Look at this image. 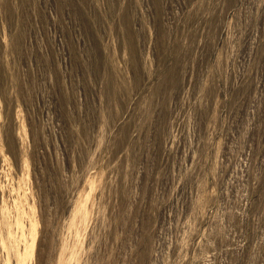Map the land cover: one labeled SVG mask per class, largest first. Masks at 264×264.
<instances>
[{"label":"rangeland","instance_id":"1","mask_svg":"<svg viewBox=\"0 0 264 264\" xmlns=\"http://www.w3.org/2000/svg\"><path fill=\"white\" fill-rule=\"evenodd\" d=\"M0 264H264V0H0Z\"/></svg>","mask_w":264,"mask_h":264}]
</instances>
